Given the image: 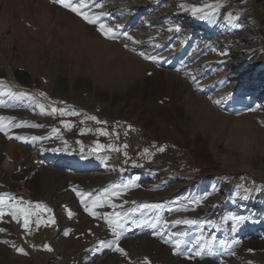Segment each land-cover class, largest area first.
Returning <instances> with one entry per match:
<instances>
[{
	"label": "rangeland",
	"instance_id": "374dc122",
	"mask_svg": "<svg viewBox=\"0 0 264 264\" xmlns=\"http://www.w3.org/2000/svg\"><path fill=\"white\" fill-rule=\"evenodd\" d=\"M39 1H43L46 16L51 12L46 18L48 24L42 26L51 34L58 31L60 10H69L53 0H19L15 3L19 15L10 10L12 0H0V80L6 85H0V115L8 118L5 121L11 122L10 126L29 125L11 128L8 132L12 139L0 132V194L6 193L33 209L38 203L47 205L53 210L56 224L37 229L33 216L29 234L21 226L22 219L17 223L5 207L6 214L0 218V228L5 229L0 232V264L133 262L111 248L93 250L99 240L115 237L102 218L84 211L73 188L102 198L104 189L120 191V196L111 197L117 205L115 209L106 203L95 211L120 212L125 221V227L118 229L122 232L120 246L127 253L137 252L133 250L137 238L145 237L144 250L151 264L171 256L193 264H253L255 256L264 254V111L263 118L251 126L227 127L223 134L206 135L194 116L201 107L193 99L203 96L222 102L219 108L234 117L253 107L264 108V0H98L103 8L92 6L89 12H103V20L115 29V40L122 47L127 45L125 51L146 66L143 70L132 69L127 75L116 71L123 79L114 88L103 83L98 95H94L89 79L72 77L85 72L58 53L54 37L45 49L39 48L41 29L37 21L27 23L31 15H39L33 10ZM217 3L222 7L209 20H201L180 7ZM24 25L32 32L28 48L15 38L16 28ZM92 27L97 34L96 27ZM125 33L133 39L129 40ZM233 47H240L239 53L230 56ZM141 52L154 59H143ZM208 53L220 55V60L207 64L204 59ZM230 59L238 63L229 67L226 62ZM154 60L163 61L165 71L187 75L188 92L172 94L165 89L163 94L155 90L148 70ZM254 68L263 74L255 83L228 93L226 83L241 82L244 75L249 79L247 72ZM21 92L35 99L21 97ZM40 92L46 93L47 98L41 97ZM38 104L45 105L44 112ZM52 106L80 114H53ZM93 115L106 123L86 118ZM62 121L72 127L66 128ZM32 124L43 126L31 127ZM128 125L138 131L134 134L136 156L133 161L121 163V151L114 150L119 148L115 137ZM97 129L107 134L102 135ZM17 136L27 140L16 139ZM33 136L44 139L32 141ZM97 143L104 145L99 151L95 150ZM160 147L165 151L159 152ZM133 162L142 167H133ZM124 185L129 187L125 189ZM141 204H161L162 208L142 209ZM68 210L73 213L71 217ZM39 215L47 219L50 214ZM233 215L246 218L235 231L228 219ZM188 219L197 223H182ZM140 220L148 223L134 227L133 222ZM66 230H71L67 236ZM172 233L183 235L171 236ZM212 237L215 242L211 249L196 256V239L201 238L203 243ZM177 239L184 243L176 249L178 254H173ZM45 243L53 248L52 252L43 249ZM13 245L23 247L28 255L19 254ZM106 249L115 255L98 263L96 260L102 256L98 254Z\"/></svg>",
	"mask_w": 264,
	"mask_h": 264
},
{
	"label": "bare ground",
	"instance_id": "6f19581e",
	"mask_svg": "<svg viewBox=\"0 0 264 264\" xmlns=\"http://www.w3.org/2000/svg\"><path fill=\"white\" fill-rule=\"evenodd\" d=\"M16 2H19V0H12L13 5H11L10 10L13 14L15 13L16 15H19L20 11H19L17 5H15ZM35 5L36 6L33 9L34 13L38 11L39 15H31V18L28 19L27 23H28V25L30 23L35 24L37 21V27H38V29H41L40 33H39V37H40L39 48L45 49L49 44V40L52 37H54L55 49L58 51V53L65 55L67 59H70L71 61L74 62V64L79 65L83 69V71L85 72V73L78 74L77 76H72V77H75L74 79L77 78V79H86L87 81L90 80L92 83L91 85L93 87L92 90H93L94 95L99 94V91L101 90L100 89L101 85L106 84L109 87H111L113 85L111 88H114L116 83H119V81H121L123 79V78L120 79L117 76L119 73L122 72L124 75H127V74H130L133 72L132 69L138 71L140 69L143 70L146 67L144 62L135 58L136 57L135 55L125 51L124 47H122L120 45V43H118V41H116L115 39L114 40L105 39L98 32H97V34L94 33V31H93L94 27H92V25L87 24L85 21H83L81 18L77 17L72 12L60 10L59 15L57 17L59 19L58 22H60L61 26H59L58 31H56L52 34L49 33L45 27H46V24H48L46 22L47 21L46 18L51 16V12L48 11V15H50V16L45 15L44 8H43V1L36 2ZM49 7H52V6H49ZM40 22H41V24H40ZM28 25L27 26L24 25L25 27H23L22 29L16 28V30H15V38L18 39L20 45H23L27 48L30 47L28 45V41H29L28 39L31 38V33H32V32L30 33L29 30H26ZM42 25L43 26L45 25V27H43ZM40 26L42 28H39ZM163 39H166V38L163 37ZM164 41H166V40H164ZM182 43H184V42H182ZM56 44H57V46H56ZM183 46H185V44ZM238 49H240V47L239 48L235 47L233 50H231V52L229 51L231 53L230 56H233L234 54L239 53ZM219 60H220V55H217L216 53H208L206 56V59H204V61L209 65L214 63V62H217ZM237 63L238 62L235 61L234 59H230L226 62V65H228L229 67H233ZM164 64L165 63L161 60H157V61L154 60V62H152L151 64L148 65V70L151 73L150 76H151V80L153 82L152 84L155 85V88H156V89L155 88L154 89L159 91L160 93H163L165 89H169L172 92V94H181L184 90L186 92H188V89L185 87L186 86L185 84H187L186 83L187 80L185 79V77H187V75L179 74V73H177V71H165L164 69H162ZM256 69L257 68H254V69H252V71L247 72L250 74L249 79H247V77H245L246 75H244L242 78L243 81L237 82L234 84H233V82H231L232 84L226 83L225 89L228 91V93L233 94V93H235V91H240L241 89L246 87L249 83L250 84L255 83L256 80L259 79L261 77V75H263L260 73L259 70H256ZM116 71H118L119 73ZM223 73L225 74V72H223ZM146 74H147V72H146ZM263 86H264V84H263ZM227 91H226V93H227ZM101 95H103V94H101ZM181 95H183V94H181ZM187 95L189 96V93H187ZM181 98H183V97H181ZM193 100H194V103H196L199 107H201V109H198L200 112H197V110H196L198 115H196V113H195L194 116L196 117V121H197V124L199 125L200 129L206 135H207V133H210V135H213V136L218 135V134H223V132L226 131L227 127H233L236 129H241L244 126H251L254 123H257L261 117L263 118V114H261V113L264 111V108L253 107L250 112H247L242 116L234 117L231 114V112L226 113L222 110V108H219V105H221L220 103H222V102H219L216 104V101L214 102V101L207 99L203 96H197L196 98L194 96ZM172 101H173V99H172ZM174 102H175V100H174ZM155 104H156V102H155ZM104 106H106V105L104 104ZM163 106H165V105H163ZM153 107H155V105ZM158 108H160V107H158ZM185 108H186V106H185ZM152 109L153 108H150V111ZM191 109L192 108L190 107L189 110H191ZM153 110H155V109H153ZM3 113H5V112H3ZM0 117H2V116L0 115ZM14 117H16V116H14ZM165 117H166V115H165ZM165 121H166V119H165ZM5 123H6V121H5ZM6 124H8V123H6ZM10 124H11V122H10ZM10 124H8L9 125L8 131L9 130L11 131V128L15 127V126H10ZM0 136L2 137L3 134L0 133ZM205 136H204V138H205ZM240 139H242V138H240ZM201 144L200 145L203 146L202 141H201ZM0 151H1V147H0ZM144 238L145 237L137 238L139 240L138 242L136 241L137 239L136 240L133 239L134 241L137 242L135 244V246L133 247V250H138L137 252L139 253V255L137 254L136 251H132V250L128 251V257L133 261V262L131 261L132 262L131 264H143L142 262L144 261L146 255H147L145 250H144V249H146V248H144L145 247V243H144L145 239ZM150 248H151V246H150ZM165 249H166V247H165ZM110 252L108 249H106V251H103L102 253L98 254L99 256H101V255L102 256L96 261L98 263H104L105 261L112 259L115 254H112ZM90 256H91V254H90ZM247 256H248V254H247ZM164 259H166V260L163 261ZM164 259H161L162 261H158L157 264H193V263H191L192 261L191 262L183 261L181 258H178L177 256H171L168 259L167 258H164ZM252 260L255 261L254 263L252 262L253 264H264V254H261V257L255 256L254 259H252ZM247 263H248V261H247ZM128 264H130V263H128ZM200 264H212V261L210 263L204 261Z\"/></svg>",
	"mask_w": 264,
	"mask_h": 264
},
{
	"label": "snow or ice",
	"instance_id": "6c2138e0",
	"mask_svg": "<svg viewBox=\"0 0 264 264\" xmlns=\"http://www.w3.org/2000/svg\"><path fill=\"white\" fill-rule=\"evenodd\" d=\"M54 3L60 5L62 8L69 10L70 12L74 13L77 17L81 18L83 21H85L87 24L93 25L96 27V30L99 32V34L104 37L105 39L113 40L116 38V32L115 29L107 24L103 20L104 13L103 12H97V13H90L89 9L92 6H95L96 8H103V5L98 2V0H53ZM180 7L185 8V10H188L191 12L193 16H197L201 20H209L212 17L215 16V14L219 11L220 7H222L221 4L217 3L215 5L213 4H202L200 6L192 5L191 7L187 5H180ZM228 16L231 17L232 13H228ZM238 19V17H237ZM119 27V26H117ZM171 30V29H170ZM177 32L180 31V28L177 26L175 29ZM128 37L129 40H132L133 38L131 36H128L127 33H125ZM124 47L127 49V45H124ZM221 55H226V53H221ZM140 56L145 59H154L152 57H149L145 55L143 52L140 53ZM151 75V73H149ZM0 85H3L6 87L5 82L3 80H0ZM9 93L11 94V91L9 90ZM19 96L21 97H29L30 99H35L34 97L29 96L28 93L21 92L18 93ZM39 95L41 97L47 98V94L44 92H40ZM63 103V102H61ZM216 103H219V101H216ZM39 108L41 109V112L45 111V105L44 104H38ZM51 113H58L61 116H75L79 115L75 110L68 111L64 108H58L55 106H52L51 108ZM88 120L96 121L97 123H106V121H99L96 116H87L86 117ZM8 118L0 117V132L4 133L5 136H7L9 139H12L13 137L9 135L8 132V127L9 125L5 123V120ZM64 126L66 128H71L72 125L67 122H63ZM83 123V121H81ZM16 128L24 127V126H29V125H23V124H15L14 125ZM31 127H42V125H37V124H32L30 125ZM129 128L132 127V125H128ZM58 129H53V132H58ZM90 131V129L88 130ZM97 131L101 132L102 135H106L107 133L104 132L103 130L97 129ZM84 130H82L83 134ZM16 139H21V140H27L25 137H20L17 136L15 137ZM44 137H38V136H33L31 137L32 141H37V140H42ZM104 145H101L97 143L96 145V151H99L101 148H103ZM109 147H112V145H109ZM125 148H127V145H124ZM115 151H119V148H115ZM159 152L165 151L164 147H160L157 149ZM145 153H148V150H144ZM125 155L127 153L125 152ZM133 167H142V165L137 164L133 162ZM123 171V169H121ZM129 187V185H124V188L126 189ZM73 191L76 193L77 197L80 198V203L82 204L84 211L91 217L94 218H102L105 223L108 225V227L111 229L113 236L115 237L113 240H99L96 245H94L95 251H102L105 248H111L113 251L120 253L122 256H128V253L126 250L120 246V240L122 237V232L118 231V229H123L125 227V221L124 217L120 212H113L111 214L109 213H103V214H98L95 209L98 207H103L106 203L109 207L115 209L117 207L116 204L112 203L111 197L112 196H120L121 192L116 191V190H109V189H104L103 197L100 195L93 196V193L91 192H82L77 190L76 188H73ZM245 191H248L247 189ZM7 207L9 209L8 215L12 217L13 220H15L17 223L21 222L22 219V228L26 233L31 234V227L30 225L33 223L32 217L35 216L36 219L34 221V224L37 229L41 225L46 226V227H51L56 224V218L54 215H51L53 210L48 207L47 205H44L42 203H38L35 205L34 209L26 206L23 204L21 201L16 200L14 197L8 195V194H0V218H2L6 213L4 211V208ZM66 207V206H65ZM139 208L142 209H153V210H158L162 208L161 204H141L139 205ZM137 209H133V211H136ZM42 212H47L50 215L48 216L47 219H42L39 215V213ZM73 213L71 210H68V216L71 217ZM232 221V231L236 230L237 225L242 223L246 218L238 215H233L229 217ZM148 221L146 220H140V221H134L133 226L134 227H140L144 224H147ZM167 223V222H165ZM176 223H181V221H177ZM182 223L186 225H193L196 224L197 221L195 220H184ZM205 223L209 225H213L214 221H205ZM155 227V225H152ZM5 231V229L0 228V232ZM71 230H66L64 232V235L67 236L69 235V232ZM177 235H183V233H172L171 236H177ZM171 238V237H170ZM165 243H169V240H165ZM215 242V237H212L211 239L201 243V238H197L196 241L194 242L195 245H199L198 250L196 251L195 255L200 256L203 252L204 249H211L212 245ZM4 243H8L7 241H4ZM184 243L183 240L177 239L175 241V247L173 249V254H178L176 252V249L180 247V245ZM221 244H224L225 241H220ZM15 247V250L24 256L28 255V252L23 248V247ZM33 247H35L33 245ZM43 249L48 252H52L53 248L45 243L43 246ZM251 251V249H249ZM192 257H189L191 259ZM143 264H151V261L145 257Z\"/></svg>",
	"mask_w": 264,
	"mask_h": 264
},
{
	"label": "built area",
	"instance_id": "2783aa9c",
	"mask_svg": "<svg viewBox=\"0 0 264 264\" xmlns=\"http://www.w3.org/2000/svg\"><path fill=\"white\" fill-rule=\"evenodd\" d=\"M137 133V130L133 127L127 128L125 127L120 133H118L115 137V144L119 147V151H121L122 162L127 163L133 161L135 158L136 147L134 145V134ZM127 145V148L124 147ZM125 152L127 155H125Z\"/></svg>",
	"mask_w": 264,
	"mask_h": 264
}]
</instances>
